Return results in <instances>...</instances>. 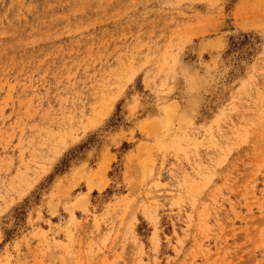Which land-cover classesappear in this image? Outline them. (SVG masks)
<instances>
[{
	"label": "rangeland",
	"instance_id": "obj_1",
	"mask_svg": "<svg viewBox=\"0 0 264 264\" xmlns=\"http://www.w3.org/2000/svg\"><path fill=\"white\" fill-rule=\"evenodd\" d=\"M0 264H264V0H0Z\"/></svg>",
	"mask_w": 264,
	"mask_h": 264
}]
</instances>
